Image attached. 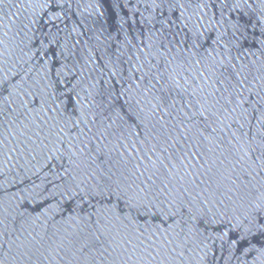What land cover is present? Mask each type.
<instances>
[{"label": "water", "instance_id": "obj_1", "mask_svg": "<svg viewBox=\"0 0 264 264\" xmlns=\"http://www.w3.org/2000/svg\"><path fill=\"white\" fill-rule=\"evenodd\" d=\"M0 264H264V0H0Z\"/></svg>", "mask_w": 264, "mask_h": 264}]
</instances>
